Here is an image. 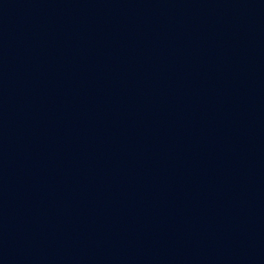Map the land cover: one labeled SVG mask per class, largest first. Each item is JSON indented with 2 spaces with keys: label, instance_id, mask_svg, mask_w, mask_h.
Returning <instances> with one entry per match:
<instances>
[{
  "label": "water",
  "instance_id": "water-1",
  "mask_svg": "<svg viewBox=\"0 0 264 264\" xmlns=\"http://www.w3.org/2000/svg\"><path fill=\"white\" fill-rule=\"evenodd\" d=\"M0 264H264V0H0Z\"/></svg>",
  "mask_w": 264,
  "mask_h": 264
}]
</instances>
